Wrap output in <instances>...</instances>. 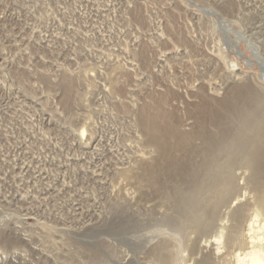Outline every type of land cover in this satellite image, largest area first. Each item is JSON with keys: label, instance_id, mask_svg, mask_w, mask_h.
I'll use <instances>...</instances> for the list:
<instances>
[{"label": "rangeland", "instance_id": "rangeland-1", "mask_svg": "<svg viewBox=\"0 0 264 264\" xmlns=\"http://www.w3.org/2000/svg\"><path fill=\"white\" fill-rule=\"evenodd\" d=\"M220 20L237 33H225ZM172 27L193 48L173 39ZM237 35L238 47L228 44ZM253 51L264 56V0H0V229L18 240L15 252L0 248V264H87L77 245L93 242L115 201L137 198L123 166L136 169L154 154L140 137L139 106L179 85L185 92L169 102L187 128L196 99L186 91L204 80L221 95L232 80H255L258 62L246 64ZM65 74L73 79L70 110ZM99 234L119 245L120 234Z\"/></svg>", "mask_w": 264, "mask_h": 264}, {"label": "bare ground", "instance_id": "bare-ground-1", "mask_svg": "<svg viewBox=\"0 0 264 264\" xmlns=\"http://www.w3.org/2000/svg\"><path fill=\"white\" fill-rule=\"evenodd\" d=\"M208 11L212 14L211 10ZM220 27L225 33H237L224 20H220ZM178 29L172 27L168 31L184 48L190 47L182 33L184 29ZM239 41L237 35L228 44L238 47ZM238 50L236 54L243 55ZM253 54L254 59L248 58L246 64L253 68L251 61L258 62L260 72L254 73L255 80H232L221 95L217 94L218 88L211 87L212 84L204 80H199L194 90L186 91L196 99L188 111L193 121L187 128L169 102L170 98L182 97L180 91L183 89L179 85L170 83L157 98L152 96L155 98L152 102L139 106L136 124L142 135L140 137L146 146L154 149V154L140 161L137 167L135 164L136 169L128 168L130 162L128 166H123L122 174L132 187L128 188H136L137 198L132 201L130 196L125 202L115 201L112 219L103 218L105 225L96 231L107 236L120 234L119 245L106 239V236L99 238V233L91 236L94 239L91 244L75 242L81 254L88 259L87 264H264V56H259L255 51ZM204 56L208 61L216 58L209 52ZM186 59L184 63L188 62ZM202 66V70H205ZM191 72L190 77H193L195 71ZM237 74L235 71L229 76L235 79ZM159 75L162 76L161 73ZM61 79L62 104L69 109L73 79L68 74ZM193 82L187 85L188 88L192 87ZM219 84L215 83L217 86ZM113 88H116V84ZM78 134L84 138L89 135L86 123L79 127ZM140 155L145 158V155ZM239 180H242V185ZM15 238L3 227L0 229V248L15 252L18 242Z\"/></svg>", "mask_w": 264, "mask_h": 264}]
</instances>
